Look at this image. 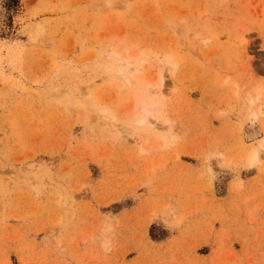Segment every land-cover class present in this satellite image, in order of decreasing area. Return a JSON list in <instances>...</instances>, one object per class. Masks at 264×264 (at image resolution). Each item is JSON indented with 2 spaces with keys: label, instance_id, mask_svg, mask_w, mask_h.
I'll use <instances>...</instances> for the list:
<instances>
[{
  "label": "rangeland",
  "instance_id": "obj_1",
  "mask_svg": "<svg viewBox=\"0 0 264 264\" xmlns=\"http://www.w3.org/2000/svg\"><path fill=\"white\" fill-rule=\"evenodd\" d=\"M263 141L264 0H0V264H264Z\"/></svg>",
  "mask_w": 264,
  "mask_h": 264
},
{
  "label": "bare ground",
  "instance_id": "obj_2",
  "mask_svg": "<svg viewBox=\"0 0 264 264\" xmlns=\"http://www.w3.org/2000/svg\"><path fill=\"white\" fill-rule=\"evenodd\" d=\"M132 57L133 56H130V57H127V58H125V59H120L121 61L123 60V62L125 63V64H129V63H131L130 62V60L132 59ZM126 61V62H125ZM120 62V61H119ZM121 63V62H120ZM119 63V65H121ZM123 63V64H124ZM130 69V68H129ZM140 69V68H139ZM138 68H137V70H139ZM132 71V70H131ZM140 71V70H139ZM122 72V71H121ZM125 72V71H124ZM130 72V71H129ZM161 79V78H160ZM150 90V88L149 89H147V91H149ZM150 91H153V92H156V93H159V94H161V95H163L164 93H163V91H164V89H163V79L162 80H160L159 81V83L153 88V89H151ZM146 92V91H145ZM153 92H151L150 94H152ZM148 93V92H147ZM163 93V94H162ZM154 94V93H153ZM152 94V95H153ZM91 99H93V98H91ZM151 99V98H150ZM88 100V99H87ZM90 101V100H89ZM157 102V101H156ZM155 106H157V105H155ZM152 107H154V104L153 103H151L147 98H142L141 99V102H140V109H141V116H140V120H139V123H140V125L141 124H143V123H145L146 121H147V119L149 118V114L151 113V111H152ZM158 107V106H157ZM156 107V108H157ZM91 108V107H90ZM157 110V109H156ZM154 111H155V109H154ZM152 114V113H151ZM150 114V115H151ZM153 126V125H152ZM154 128H156V127H154ZM157 129V128H156ZM263 147V150H264V141L262 142V144H260V147ZM261 150V149H260ZM257 153L256 152H254L253 154H252V160H255V159H258L257 158ZM250 161H251V159H250ZM255 162V161H254Z\"/></svg>",
  "mask_w": 264,
  "mask_h": 264
}]
</instances>
